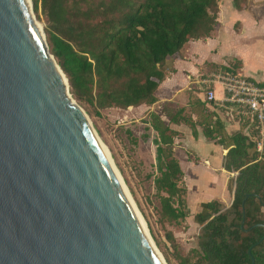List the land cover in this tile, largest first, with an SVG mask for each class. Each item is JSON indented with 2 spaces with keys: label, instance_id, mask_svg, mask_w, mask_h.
I'll list each match as a JSON object with an SVG mask.
<instances>
[{
  "label": "water",
  "instance_id": "95a60500",
  "mask_svg": "<svg viewBox=\"0 0 264 264\" xmlns=\"http://www.w3.org/2000/svg\"><path fill=\"white\" fill-rule=\"evenodd\" d=\"M0 264H165L31 0H0Z\"/></svg>",
  "mask_w": 264,
  "mask_h": 264
},
{
  "label": "trees",
  "instance_id": "16d2710c",
  "mask_svg": "<svg viewBox=\"0 0 264 264\" xmlns=\"http://www.w3.org/2000/svg\"><path fill=\"white\" fill-rule=\"evenodd\" d=\"M46 19L51 54L69 81V91L80 102L101 109H129L152 105L167 76L166 63L191 40L210 37L217 23L220 0H33ZM243 10L249 0H233ZM239 64L224 67L235 72ZM264 84V83H263ZM180 110L166 112L171 123H197ZM214 114L204 117L205 136L228 152L224 168L236 175L228 188L232 204L203 202L194 220L198 234L197 260L180 264H264V153L257 150V130L224 135ZM249 124V121H247ZM156 132L155 179L161 217L169 223L187 217L188 187L175 155L177 130L157 113H150ZM196 135V134H195ZM244 225V231L242 229ZM252 249L251 254L249 250Z\"/></svg>",
  "mask_w": 264,
  "mask_h": 264
},
{
  "label": "crops",
  "instance_id": "0c3cea01",
  "mask_svg": "<svg viewBox=\"0 0 264 264\" xmlns=\"http://www.w3.org/2000/svg\"><path fill=\"white\" fill-rule=\"evenodd\" d=\"M234 63L239 64L237 70L243 75L264 83V0H249L248 6L243 10L237 9L233 0H220L217 23L211 36L189 41L180 54L166 63L168 73L156 91L157 101L150 106L129 108L139 113H157L177 130L176 157L179 159L180 147L190 152V155L186 153V158L184 157L189 163L187 170L179 159L185 179L187 174L192 179L205 175L212 181L209 184L213 186L212 192H206L202 196L198 191L195 192L194 202H199L200 209L203 202L211 200H218L229 207L234 199V190L228 188V183L236 175L224 168L228 149L217 140L205 136L201 124L204 117L214 114L213 120L219 119L224 135L239 131L248 134L251 131L246 119L227 116L216 102L206 100L209 90L215 91L217 99L223 97L222 85L211 80L217 73L223 72L224 67ZM203 80L211 82L203 83ZM180 110H184L183 114L200 123L197 124L195 132L190 125L183 122L170 124L166 112L175 116ZM178 141L179 147L176 146ZM191 155L196 158V162L191 159ZM185 182L189 194V182L187 179Z\"/></svg>",
  "mask_w": 264,
  "mask_h": 264
},
{
  "label": "rangeland",
  "instance_id": "374dc122",
  "mask_svg": "<svg viewBox=\"0 0 264 264\" xmlns=\"http://www.w3.org/2000/svg\"><path fill=\"white\" fill-rule=\"evenodd\" d=\"M31 4L47 40L45 16L41 9L38 14L35 13L33 0ZM72 98L85 112L165 264H180V257L195 262L201 226L194 220L195 213L200 210V204L194 202V196L196 191L200 196L212 192L213 186L209 185L212 181L205 175L192 179L187 174L189 208L186 219L178 223L163 220L161 200L155 186L158 171L154 139L157 134L150 123L148 111L139 113L129 109H101ZM179 145L178 141L176 146ZM180 148L182 153L179 151L178 157L187 170L189 163L184 157L190 152L184 147ZM191 159L196 162L192 155Z\"/></svg>",
  "mask_w": 264,
  "mask_h": 264
},
{
  "label": "built area",
  "instance_id": "2783aa9c",
  "mask_svg": "<svg viewBox=\"0 0 264 264\" xmlns=\"http://www.w3.org/2000/svg\"><path fill=\"white\" fill-rule=\"evenodd\" d=\"M219 82L224 95L217 99L215 91L206 94L208 102H216L224 113L230 117H243L250 126L257 130V150L264 153V84L243 75L240 71L231 70L218 73L213 80ZM203 80V83L211 82Z\"/></svg>",
  "mask_w": 264,
  "mask_h": 264
}]
</instances>
